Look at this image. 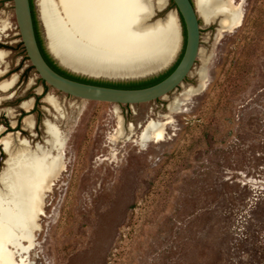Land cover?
Here are the masks:
<instances>
[{"label": "rangeland", "instance_id": "rangeland-1", "mask_svg": "<svg viewBox=\"0 0 264 264\" xmlns=\"http://www.w3.org/2000/svg\"><path fill=\"white\" fill-rule=\"evenodd\" d=\"M158 1H148L153 13L141 19L146 28L176 14L170 0L163 10ZM241 1L243 20L231 32L219 33L217 24L199 18L202 57L181 87L154 102L115 105L73 98L41 83L20 46L12 0H0V50L7 52L0 71L3 80L18 76L1 94L0 126L34 146L43 144L48 119L67 140L66 169L43 194L33 246L23 242L17 263L264 264V0H233ZM32 3L45 45L37 0ZM177 19L180 47L168 66L130 78L77 76L125 86L165 73L183 46ZM200 71L204 90L170 114L169 102H185L183 94L200 84ZM42 86L30 112L32 135L23 130L27 113L21 104ZM46 95L57 99L65 117L43 102ZM118 117L127 134L134 127L129 140L115 139ZM165 120L164 141L141 144L147 122ZM4 161L0 146V174Z\"/></svg>", "mask_w": 264, "mask_h": 264}, {"label": "bare ground", "instance_id": "bare-ground-1", "mask_svg": "<svg viewBox=\"0 0 264 264\" xmlns=\"http://www.w3.org/2000/svg\"><path fill=\"white\" fill-rule=\"evenodd\" d=\"M54 1L37 0L48 45L64 63L72 65L84 76L111 79L142 76L155 68L168 66L178 53L181 30L175 12H168L164 22L158 26L146 28L142 25V17L152 10L149 0ZM193 2L202 22L205 25L217 24L219 33L231 32L242 23L243 1L237 4L233 0ZM156 8L165 9L166 2L158 1ZM6 57L7 52L0 50V63ZM200 57L202 50L199 49L197 58ZM3 73L0 71V76ZM204 73H198L200 84L183 94L186 95L185 102L178 98L169 102L167 110L170 114L185 105L188 97L204 90ZM17 79L14 74L1 81L0 91L8 92ZM40 92L37 90V94ZM33 102L30 99L21 104L27 113L22 121L23 130L30 132L34 127L30 115ZM43 102L64 116L62 105L55 97L46 95ZM7 115L13 118L11 109L7 110ZM15 124L11 121L10 127L13 129ZM167 125V120L147 122L141 144L164 141ZM42 126L43 144L34 146L19 132H4L5 128L0 126V146L6 155L5 167L0 174V264H21L17 263L15 255L25 250L23 242L28 244V248L33 246L32 233L42 212V196L51 191L54 182L66 169L64 150L67 140L64 132L48 119ZM133 130L134 127L129 126L127 134L121 117H118L115 139L129 140Z\"/></svg>", "mask_w": 264, "mask_h": 264}, {"label": "water", "instance_id": "water-1", "mask_svg": "<svg viewBox=\"0 0 264 264\" xmlns=\"http://www.w3.org/2000/svg\"><path fill=\"white\" fill-rule=\"evenodd\" d=\"M185 31V45L176 67L160 82L144 88L123 89L83 83L55 72L43 58L33 26L29 0H12L15 23L26 57L39 79L46 85L67 96L115 105H138L167 97L190 75L197 60L200 46V26L193 0H171ZM181 24V23H180ZM45 50L60 67L75 75H83L72 65L64 63L49 47L43 28Z\"/></svg>", "mask_w": 264, "mask_h": 264}, {"label": "trees", "instance_id": "trees-1", "mask_svg": "<svg viewBox=\"0 0 264 264\" xmlns=\"http://www.w3.org/2000/svg\"><path fill=\"white\" fill-rule=\"evenodd\" d=\"M29 1H30L32 19H33V26H34V31H35V37H36L37 44L39 46V49L41 51V54H42L43 58L45 59V61L47 62V64L55 72H57L58 74H60V75H62L64 77H67L69 79H73V80L80 81V82H83V83H89V84H95V85L106 86V87H113V88L138 89V88L149 87V86H152V85L160 82L162 79H164L176 67L177 63L179 62V60H180V58L182 56L183 49H184V45H185V31H184V26H183V24H182V22L180 20L181 27H182V37H183V46H182L181 54L179 55V57H178L177 61L175 62V64L169 70H167L165 73H163V74H161V75H159L157 77L151 78L149 80L143 81V82H138L136 84L125 85V86H123V85H116V86H114V85L103 84V83L97 82L95 80H90V79H86V78L77 76V75L72 74L69 71L63 69L62 67H60L57 64V62L54 59H52V57L45 50V46H44L43 40L41 38L39 29H38V24H37V21H36V17H35V14H34L33 3H32V0H29ZM170 6H171L170 8H174L175 9V6H174V4L172 3L171 0H170ZM21 45L22 44H20V46ZM23 50H24V48H23ZM41 83H43V82L41 81Z\"/></svg>", "mask_w": 264, "mask_h": 264}, {"label": "flooded vegetation", "instance_id": "flooded-vegetation-1", "mask_svg": "<svg viewBox=\"0 0 264 264\" xmlns=\"http://www.w3.org/2000/svg\"><path fill=\"white\" fill-rule=\"evenodd\" d=\"M4 76H5V74H2V75L0 76V82L3 81L2 77H4ZM42 87H43V86H42ZM32 90H33V89H32ZM34 92L36 93V89H35ZM43 93H44V87L41 88V92H40V94H38V95L36 94L37 96L33 98V99H34L33 107H32L33 109L35 108L36 103L39 101V97L42 96ZM1 94H4V93L0 91V100L3 99V97H2ZM26 95H27V94H26ZM29 98H30V97H29ZM17 123H18V120H17L16 124H17ZM35 125H36V123H34L33 131H34V129H35ZM31 134L33 135V132H31Z\"/></svg>", "mask_w": 264, "mask_h": 264}]
</instances>
